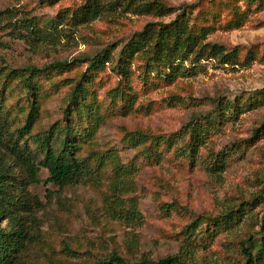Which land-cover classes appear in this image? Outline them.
Segmentation results:
<instances>
[{
	"label": "rangeland",
	"instance_id": "374dc122",
	"mask_svg": "<svg viewBox=\"0 0 264 264\" xmlns=\"http://www.w3.org/2000/svg\"><path fill=\"white\" fill-rule=\"evenodd\" d=\"M83 1L0 0V10L17 7L23 10L21 15L28 12L51 19L61 9ZM197 1L168 0L172 6ZM173 17L163 19L169 21ZM157 20L160 18L124 11L115 17L105 16L78 26L69 38L62 37L57 44L30 45L0 30V73L3 68L43 66L57 60L93 56L113 44L118 45L117 54L136 31ZM208 40L229 49L240 47V62L227 64L214 58L203 59L202 67L193 76L180 77L172 84L136 80L134 87L138 96L128 111L121 110L119 105L113 106L106 94L117 84V75L108 68L96 78V98L102 104L106 119L96 134L95 147L100 151L113 148L124 163L134 162L139 166L124 199H137L142 218L119 219L105 212L103 194L111 181L110 169L106 170L101 185L60 186L49 182L48 170L42 168L40 182L29 187L40 204L34 205L30 212L21 211L27 231L21 264H82L113 252L131 261L181 253L186 255V264H238L243 258L241 241L249 233L259 237L264 224V135L253 138L264 124V104L247 109L241 103L246 110L239 119L218 125L199 148L195 160L172 153L160 162L145 160L123 140L128 132L136 131L172 135L195 117L213 113L214 99L218 97L242 101L264 91V9L251 10L243 27L217 31ZM248 50L258 51V55L249 63H242ZM85 67L75 66L64 76H74ZM53 76L39 79L45 91L33 136L56 122L65 123L69 86L55 91ZM4 78L0 75V91L11 111L10 129L17 136L16 129L24 125L30 99L19 86L3 87ZM33 136L26 138L29 147L37 150ZM87 146L83 144L84 155ZM223 151L231 152L232 159L229 158L226 170L218 174L208 168V163L212 153ZM37 153L42 156L40 150ZM249 200L253 202L247 217L232 229L210 236L205 231L206 222H202V231L188 235L187 225L199 215L216 216Z\"/></svg>",
	"mask_w": 264,
	"mask_h": 264
},
{
	"label": "trees",
	"instance_id": "16d2710c",
	"mask_svg": "<svg viewBox=\"0 0 264 264\" xmlns=\"http://www.w3.org/2000/svg\"><path fill=\"white\" fill-rule=\"evenodd\" d=\"M52 3L59 0H48ZM264 9V0H199L191 4L172 6L168 0H84L74 7L61 9L56 18L42 19L22 9L7 7L0 10V30L13 39H21L30 45L57 44L62 37L69 38L78 26L105 16L128 11L132 14L160 18L146 23L136 31L117 51L113 44L93 56L73 60H57L43 66L29 65L3 68V87H21L25 91L29 110L24 125L15 131L10 129L11 111L0 91V264H21L24 249V215L34 205L40 204L37 196L29 191L31 185L40 182L42 168L48 170V181L64 186L73 184L101 185L106 170L112 172L108 191L103 194V207L113 218L137 221L142 218L137 199L125 200L131 179L139 166L124 163L120 153L109 148L98 150L95 138L106 116L102 104L96 98V78L110 68L117 77V84L107 90L113 106L121 110L132 108L136 102L135 81L156 84L174 83L180 77L193 76L203 59L214 58L222 63L240 62L241 49H229L224 44L209 41L217 31H232L243 27L251 10ZM169 21L163 17L172 16ZM62 26V27H61ZM258 51L248 50L242 63H249ZM85 65V70L74 76H64L75 66ZM54 75V76H53ZM53 76V89L60 91L69 86L65 97V123H54L43 133L32 135V129L40 116L43 91L39 79ZM15 82V83H14ZM213 113L197 116L172 135H155L141 131L128 132L123 140L137 149L145 160L160 162L166 155L185 156L195 160L199 148L210 139L218 125L237 121L242 112L264 104V91L248 99H223L218 97ZM264 135V124L253 138ZM27 136H33L37 150L29 147ZM26 139L24 143L21 140ZM254 140V139H253ZM83 144L88 145L86 155ZM38 150L42 152L40 157ZM231 152L212 153L208 168L222 173L228 167ZM264 198V194L262 195ZM261 197V198H262ZM256 199H259L257 197ZM253 201H246L236 209L222 214L199 215L187 225L188 235L205 231L210 236L232 229L240 224L250 210ZM166 210L169 206H165ZM7 221L6 224L4 222ZM243 258L238 264H264V224L259 237L249 233L241 241ZM181 253L158 259L141 257L128 260L117 252L82 264H186Z\"/></svg>",
	"mask_w": 264,
	"mask_h": 264
}]
</instances>
